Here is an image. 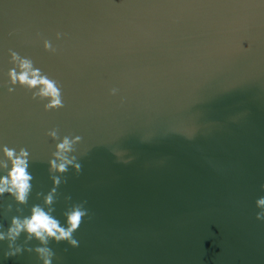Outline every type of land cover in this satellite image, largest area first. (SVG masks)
Listing matches in <instances>:
<instances>
[{
    "label": "water",
    "instance_id": "1",
    "mask_svg": "<svg viewBox=\"0 0 264 264\" xmlns=\"http://www.w3.org/2000/svg\"><path fill=\"white\" fill-rule=\"evenodd\" d=\"M11 51L63 108L8 83ZM52 129L82 138L53 215L88 210L52 264H264V0H0V147L25 148L33 176L26 205L0 197V231L51 190ZM5 251L0 264H40Z\"/></svg>",
    "mask_w": 264,
    "mask_h": 264
},
{
    "label": "clouds",
    "instance_id": "2",
    "mask_svg": "<svg viewBox=\"0 0 264 264\" xmlns=\"http://www.w3.org/2000/svg\"><path fill=\"white\" fill-rule=\"evenodd\" d=\"M61 36L57 33V39ZM43 48L48 52H55L56 49L48 40L43 42ZM11 59L15 66L8 72V83L12 86H20L32 92L34 100L44 101L45 111L58 110L64 107L62 90L58 82L42 73L41 69L34 67L33 61L26 57H21L18 53L11 51ZM13 87H9L11 93ZM117 89L111 90V95H115ZM52 141H59L55 145L51 159L48 161L51 175L52 188L43 196L42 204H36L31 207L28 216L16 215L10 220V226L6 231H0V242H7V251L3 253L4 258H11L22 254L23 252L34 253L40 264H52L55 255L49 246L52 243H66L71 248L79 246V241L74 238V233L88 216V210L85 208L86 201L72 204L63 212L64 223L61 224L53 213V205L57 199V188L65 181L62 179L69 168L73 173L81 172V164L78 157L73 155L75 146L81 141L80 136H64L62 139L58 135L57 129H52L47 133ZM0 170H7L6 175L0 176V197L7 194L17 205L24 206L27 204L29 195L32 191L33 176L29 172V152L25 148L17 151L7 145L0 147ZM264 191V185L261 186ZM37 198L41 193H37ZM71 200L70 196L65 197V201ZM255 206L259 209L256 220L264 222V196L256 200ZM12 205L6 207L11 211ZM21 211L20 208L17 209ZM24 235L25 239L22 244H17L18 238ZM38 242V246L31 247L30 242Z\"/></svg>",
    "mask_w": 264,
    "mask_h": 264
}]
</instances>
